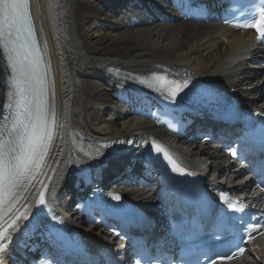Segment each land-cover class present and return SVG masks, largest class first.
<instances>
[{"label":"bare ground","instance_id":"1","mask_svg":"<svg viewBox=\"0 0 264 264\" xmlns=\"http://www.w3.org/2000/svg\"><path fill=\"white\" fill-rule=\"evenodd\" d=\"M151 2L166 12L164 18L171 16V3L166 0H30L36 39L47 71L46 94L55 124L43 161L33 172L34 178L23 182L11 211H7V204L0 209V230L14 217H19L15 223L18 226L11 228L15 235L16 231L17 235H22L19 228L35 221L32 219L33 206L40 193L49 187L52 197L54 190L58 194L60 189L68 187L69 172L76 171L87 157L92 158L76 147H105L142 133L168 138L167 132L152 120L147 106H142L144 103L127 109L129 98L124 81L158 71L170 75L174 70L178 71L176 78L181 83L195 82L199 87H204L205 83L206 87L222 84L242 92L249 91L244 94L263 95L264 66L254 62L250 32L237 31L217 21L194 23L180 13L172 15L176 18L172 22H161L156 16L151 19L156 14L153 9L155 13L147 18ZM81 4L82 10L92 11L93 19L90 17L89 21L82 22L84 16L78 17L77 13ZM103 18H107L108 23ZM112 45L124 48L115 51L108 48ZM1 67L0 54V110L4 80ZM115 90L124 94L119 100L112 97ZM173 145L184 160L202 173L212 171L213 176H218L225 171L227 159L218 151L213 152L202 144L180 149ZM150 193L132 189L127 194L152 206ZM66 211L61 216L64 224L72 222ZM80 230L81 235L95 245L101 239L111 240L97 226H85ZM13 241H18V237ZM260 245L262 249L250 264H264V239ZM2 253L6 258V247ZM238 263L247 264L243 260Z\"/></svg>","mask_w":264,"mask_h":264},{"label":"snow or ice","instance_id":"2","mask_svg":"<svg viewBox=\"0 0 264 264\" xmlns=\"http://www.w3.org/2000/svg\"><path fill=\"white\" fill-rule=\"evenodd\" d=\"M245 26L255 28L258 37L264 39V9L259 20ZM0 49L6 54L11 69L10 87L6 93L7 107L12 109L15 105V115L10 122L0 125V206L7 204V211H11L16 199L15 190L23 186L25 180L34 178V170L39 169L55 124L46 94L47 71L36 40L30 0H0ZM161 80L166 81V78L153 75L157 91H161L158 86ZM152 86L149 84V87ZM187 87L186 81H171L167 91L175 97ZM153 148L157 154H163L174 171L184 174V170L162 146L153 142ZM232 155L237 156V152L232 151ZM114 199L119 200L120 197L115 196ZM39 203L41 206L45 204L43 194ZM226 203L233 211H244L242 203L238 207L239 202ZM15 223L16 220H13L8 227H13ZM260 227L264 228V225ZM253 230L258 232L255 226ZM7 235L8 228L0 230V252L6 247ZM249 237L252 238L251 233ZM243 251V248H238L237 253L218 255L217 259L230 260ZM0 264H3L2 260ZM210 264H215V261H210Z\"/></svg>","mask_w":264,"mask_h":264},{"label":"rangeland","instance_id":"3","mask_svg":"<svg viewBox=\"0 0 264 264\" xmlns=\"http://www.w3.org/2000/svg\"><path fill=\"white\" fill-rule=\"evenodd\" d=\"M82 7H83V4H81V6L79 7V9H78V11H77V13H78V17H80V16H84L82 22L89 21V18H90V17H91V19H93V18L95 17L94 15H92V14H93L92 11H84V10H82ZM101 18H102V17H101ZM103 21L106 22V23H108V19H107V18H103ZM83 29H84V27H83ZM92 37H93V36H92ZM92 37H91V38H92ZM108 48H110V49H114L115 51H117V50H121V49L124 48V47H122V46H118V45H112L111 47H108Z\"/></svg>","mask_w":264,"mask_h":264}]
</instances>
